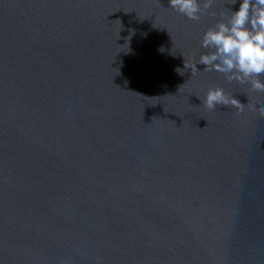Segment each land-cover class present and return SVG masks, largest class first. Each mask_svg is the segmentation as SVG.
Instances as JSON below:
<instances>
[{
  "label": "water",
  "instance_id": "95a60500",
  "mask_svg": "<svg viewBox=\"0 0 264 264\" xmlns=\"http://www.w3.org/2000/svg\"><path fill=\"white\" fill-rule=\"evenodd\" d=\"M231 7L0 0V264H264V97L189 69Z\"/></svg>",
  "mask_w": 264,
  "mask_h": 264
},
{
  "label": "clouds",
  "instance_id": "9594fccd",
  "mask_svg": "<svg viewBox=\"0 0 264 264\" xmlns=\"http://www.w3.org/2000/svg\"><path fill=\"white\" fill-rule=\"evenodd\" d=\"M214 0H168V7L191 21H199ZM231 15L221 14L218 22L204 31L200 47L204 50L191 72L222 74L231 83L248 84L253 92L264 97V0H230ZM238 5V8H233ZM204 105L209 110L231 105L243 111L245 105L229 96L221 87L208 88ZM264 116V105L256 109Z\"/></svg>",
  "mask_w": 264,
  "mask_h": 264
}]
</instances>
